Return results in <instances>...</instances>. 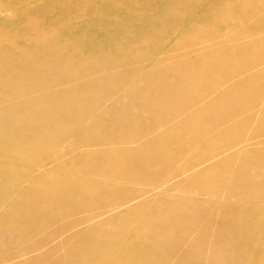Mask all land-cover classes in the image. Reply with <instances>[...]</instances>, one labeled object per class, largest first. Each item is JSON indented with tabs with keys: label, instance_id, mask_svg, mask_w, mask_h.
Here are the masks:
<instances>
[{
	"label": "bare ground",
	"instance_id": "6f19581e",
	"mask_svg": "<svg viewBox=\"0 0 264 264\" xmlns=\"http://www.w3.org/2000/svg\"><path fill=\"white\" fill-rule=\"evenodd\" d=\"M53 1L56 2L55 5L47 2L39 5L34 12L18 11L7 15L6 19L15 20L8 21L5 27H0V99L10 94L31 95L27 100H21V103L19 101L15 108L0 111V157L3 160L28 164L37 153L53 151L57 147L56 139L69 129L66 128L68 122L65 113L71 112V107L86 105L93 99L95 92L103 94L131 72L115 70L102 74L119 67L125 61L137 63L141 58L149 59L151 49L166 48L172 52L166 57L174 63L151 68L143 78L140 77L142 79L139 78L136 86L134 85L121 101L117 100L118 102L113 104L112 118L108 122L101 118L90 126L88 132H96L101 139L114 140L123 145L154 129L155 125L163 121L166 113L184 111L221 80L247 68V64H257L259 57L264 56L263 38L252 42L258 50L254 53L248 49L252 56L247 53L249 58L242 60L245 64L234 58V52L238 54L240 45L236 46L237 51H233L217 44L216 49L211 52L196 55L193 53L194 55L186 57L190 48L192 50L198 41L203 43L224 33L225 30L231 31L235 22L242 24L250 19L252 13L249 14V11L237 13V10H234L236 14H233L234 11L230 9L233 12L231 14L228 13L230 10L224 11L220 6L223 11L211 13L209 8L210 13L197 19V22L194 21L198 17L194 9L183 11L192 21L173 18L174 13L181 11L178 8H182L183 4L179 3L178 8L172 4L169 11L162 13L156 9L153 0ZM72 2L74 8L70 10ZM255 2L257 3L256 0ZM262 2L264 4L263 0ZM204 4L207 6V2ZM243 5L241 8H245ZM252 10L254 11V8ZM202 12L204 13V9ZM52 14L56 16L51 18ZM89 18L94 19L98 25L114 26L115 34H96L98 32L94 31V36L83 40L81 35L75 33V27L78 24H88ZM261 19L263 20L256 19L258 23L238 26L240 29L235 34L238 36L236 38L262 31L264 16ZM146 22L151 25L149 28H144ZM154 25L156 29L152 28ZM27 42L32 43V46L26 47L24 44ZM41 48H48V53L42 55ZM243 48L239 51L240 56L238 54L236 58L242 57ZM176 49L186 50L184 52L187 53L185 56L182 54L183 57L178 56L173 53ZM245 51L243 53L246 55ZM168 58L162 59L165 61ZM68 75L87 77L82 79L79 85L64 92L50 91L37 96L38 91L45 90L52 83L63 81ZM263 82L264 73L252 75L235 83L211 103L206 104L198 114L182 119L175 128L154 137L148 145L141 146L134 152L121 151L104 155L109 163L107 168H93L79 156L65 163V176L62 174L52 178H39L34 182V186L23 194L22 199L18 200L20 203L11 206L0 224L17 228L14 226L15 217H21L24 226L42 224L52 217L50 209L62 214L68 212L69 208H84L95 203L105 188L96 180L99 173L108 177L128 179L138 173L139 165L154 171L160 169L166 161L178 159L182 152L194 151V143L205 129L213 128L214 124L230 115L236 106L241 108L247 101L248 94L254 90L260 91ZM79 91L81 93H78ZM230 91L234 93L230 94ZM251 97L253 99L254 95ZM230 104L233 108L229 110L227 106ZM74 111L77 112L76 109ZM237 129L224 132L216 141L220 144L230 142ZM84 139L87 140V136L84 135L76 143ZM206 150L207 148L201 147L196 155L200 156ZM23 151L29 152L30 156L21 158L19 153ZM258 162L264 165V151L249 153L246 156L237 170L236 182L230 190V195L238 193L237 189L243 187L248 188V195L255 200L264 199V168L259 167ZM226 166L224 161L217 164L214 170L209 169L200 174V182L205 189L215 190L216 182L223 176ZM254 178L261 179L259 185L252 184ZM211 183L213 186L206 187ZM164 207L154 209L142 206L138 211L113 219L109 227L104 224L97 226L94 242L79 245L74 264H160L162 256L159 251L165 240L179 234L176 212ZM153 210L156 214H152ZM245 210L240 207L232 210L230 206L223 205L220 215L223 242L226 243L227 249L236 253L247 264H264V216L262 218L260 212ZM127 234H132V237H127ZM141 244L144 245L140 247ZM220 255L218 246L213 251L210 264H223Z\"/></svg>",
	"mask_w": 264,
	"mask_h": 264
},
{
	"label": "rangeland",
	"instance_id": "374dc122",
	"mask_svg": "<svg viewBox=\"0 0 264 264\" xmlns=\"http://www.w3.org/2000/svg\"><path fill=\"white\" fill-rule=\"evenodd\" d=\"M144 1L146 0H142L141 2ZM200 1L202 0H176L175 3V0H153V4L162 13L169 11L172 8V4L177 8L179 6L178 3L180 5L183 4L185 7L182 5V8H180V6L178 10L181 9V11L174 13L173 18L189 19L185 14L186 9H194L198 15L194 21L197 22L199 18L210 13V11L211 13L217 10L221 12L223 9L227 12L230 9L232 11L237 10V13L249 11V14H252L250 19L244 22L246 24H239V21L235 22L236 26L234 25L231 31L225 30L224 33L216 35L205 42L203 41V43L198 41V43L194 44L196 46H193L192 50L191 48L189 51L187 50L188 53L184 52L186 50L176 49L173 52L174 54L183 57L182 54L187 53L188 56L185 54L186 57H190V55H194L193 53L196 55L207 51L211 52L219 44L231 48L233 51L236 49L237 51L236 46L240 45L241 47H238L240 50L237 53L240 56L239 51H242L241 49L244 47L243 52L246 50V55L241 52L242 57L236 58L238 54L234 52V58L242 62V60L245 61V58H249V54L247 53H255L258 50L257 47L253 46L252 42L255 43V40L258 41L264 38V29L262 31L258 30V32L261 31L259 33L257 31L255 34L254 32L250 33V36L249 34H245L243 37H239L241 39L236 38L237 35L235 34L241 25H251L258 23L259 19L263 20L261 19L264 16V4L262 0H256L257 3L255 0H230V4L227 0ZM47 2L50 5H55L56 3L53 0H0V27H5L7 22L11 20L6 19L10 14L12 15V13L18 11L34 12L39 5L41 6ZM206 2L207 6L204 4ZM255 3L256 5L259 4L258 7ZM203 4L205 7H203ZM227 4L228 6L226 7ZM240 4H244L245 8H241L242 5ZM73 5L74 2H72L70 10L74 8ZM176 7L174 9H177ZM228 7L230 8L228 9ZM246 7L248 9L251 8V11ZM259 7L260 9L262 8V11ZM252 8H254V11ZM255 8L258 9L255 10ZM203 9L204 13L202 12ZM184 10L185 12H183ZM231 10L228 13L232 14ZM197 11H201L202 13H198ZM257 13L259 14L257 15ZM233 14H236V12L234 11ZM55 16V14H52L50 17L54 18ZM256 19L258 20L256 21ZM14 20L12 19L11 21ZM96 23L94 19L89 18L88 24L76 25L75 33L79 36L81 35L80 37L83 40L94 36L95 32H98L96 34H115L116 30L114 26L107 27V25H98ZM97 26L100 28L98 29ZM143 26L144 28H149L151 25L146 22ZM152 28L156 29L157 27L154 25ZM27 43L24 44L26 47L32 46V43ZM206 48L208 50H205ZM259 50L262 49L259 48ZM48 51V48L40 49L42 55L47 54ZM191 52L192 54H190ZM169 54H172V52L170 53L166 48H154L151 49L149 59L141 58L137 63L125 61L119 67H114L115 69L103 73L102 75H105L115 70H130L131 72L111 87L110 90L108 89L110 92L105 90L106 93L101 94L97 91L89 103L84 106L71 107V112L68 111L70 114L65 113L66 122H68V124L66 123L68 125L66 128L69 129L56 139L57 147L53 151L37 153L28 164L27 162L3 160L0 157V223L3 222L9 213L11 206L19 202L23 194L34 186V182L42 176L47 178L62 174L65 176L63 165L78 156L82 157L93 168H107L109 163L104 155L120 153L121 151L134 152L141 146L148 145L157 135L175 128L182 119L196 113L198 114L206 104L211 103L235 83L245 80L252 75L264 73V56H261L262 60L259 57L260 60H257V64L255 62L252 63L253 66L252 64L251 66H249L250 64L245 65L247 68L221 80L219 84L205 92L199 100L184 111L166 113L163 121L155 125L154 129L123 143V145L114 140L101 139L96 132H88L90 126L101 118L105 122H108L112 118V114L114 115L112 111L113 104L117 103V100L121 101L120 99H123L122 97L126 96L151 68L173 64L174 61L166 57ZM251 56L252 53H250ZM163 57L168 59L164 61ZM242 63L245 64L244 62ZM243 64L242 66H244ZM86 77L68 75L63 81L52 83L45 90L38 91L37 96L50 91L64 92L72 86L79 85L82 79ZM112 89L113 91L111 92ZM260 89V91H251L248 94L247 101L243 103L241 108L236 106L230 115L214 124L213 128H206L205 132L195 141L196 147L194 151L182 152L178 159L166 161L160 169L152 171L141 168L139 165L137 169L139 170L138 173L128 179L117 176L108 177V175L99 173L96 180L102 183L105 188H103L101 197L96 199L95 203L84 208L75 207L74 209L72 207V209L69 208L68 212L66 211L62 214L55 209H50L52 219L50 218L42 224L32 225L33 228L24 226V223H21V217H15L14 219L16 221L14 222L16 225L14 226H17V228L8 225L7 227L6 224L3 227L4 225L0 224V264H74L75 253L79 245L81 243L94 242V233L97 226L104 224L109 227V223L113 219L128 215L130 212L138 211L142 206L154 209L165 206L167 209L170 208L176 212V220L179 223V234L165 240L164 245L159 251V254L162 256L160 264H210L213 251L218 246L222 255H220V260L222 263L224 262L223 264H247L236 253L227 249L226 243L223 242L224 236L221 233L220 215L223 205H228L232 210L240 207L241 209H246L245 211L247 212H260L262 218L264 216V199L255 200L250 197L247 187V189H243V187L238 188V193L230 195V190L234 186V182H236L237 170L243 164L246 156L249 153L264 151V82ZM78 93H81V91ZM229 93L233 94L234 92L230 91ZM250 95H254V98L252 99ZM30 96L27 93L23 95H6L0 99V111L10 110L12 107L15 108L17 104L21 103V100H27ZM123 102L125 103L126 101L123 100ZM227 108L230 110L233 108V105L230 104ZM234 129L237 130L230 142L220 144L216 141L224 132L233 131ZM84 135L88 139H84L77 144L76 141L82 139ZM201 147H205L207 150L200 157L196 153ZM26 152L23 151L21 153L23 156L19 153V156L21 158H28L30 155L29 152ZM94 157L97 158L93 160ZM224 161L227 166L223 176L216 182L215 190L208 191L200 182V174L209 169L214 170L217 164ZM258 166L264 168L261 162H258ZM260 180L254 178L252 184L255 186L259 185ZM15 184L16 186H14ZM210 186H213V184L211 183L206 187ZM249 187L250 189L252 188V186ZM6 190L7 192H4ZM152 214H156L155 210L152 211ZM127 235V237H132V234ZM143 245L141 244L140 247Z\"/></svg>",
	"mask_w": 264,
	"mask_h": 264
}]
</instances>
